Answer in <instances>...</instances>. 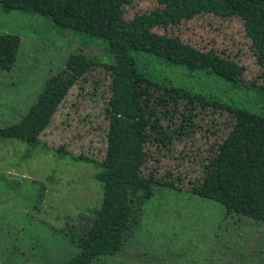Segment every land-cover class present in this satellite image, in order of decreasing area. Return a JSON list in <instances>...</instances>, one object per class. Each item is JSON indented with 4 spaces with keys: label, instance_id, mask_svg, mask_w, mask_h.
I'll return each instance as SVG.
<instances>
[{
    "label": "rangeland",
    "instance_id": "1",
    "mask_svg": "<svg viewBox=\"0 0 264 264\" xmlns=\"http://www.w3.org/2000/svg\"><path fill=\"white\" fill-rule=\"evenodd\" d=\"M160 8L155 0H128L124 18L131 22ZM153 31L243 67L245 82L264 87V72L240 18L208 14ZM102 44L60 29L49 18L4 13L0 7V127L20 122L71 54L97 61L52 114L35 148L20 141L0 143V264L70 261L80 253L77 239L85 237L102 206L104 188L95 176L107 151L105 108L112 96L111 61ZM133 56L150 72L225 104L264 111L253 90L145 54ZM169 109L172 118L164 116L163 104L155 111L162 130L173 131L172 143L149 147L144 174L172 187L159 188L139 207L121 252L94 264H264V221L229 214L219 202L193 191L234 124L231 113L187 100Z\"/></svg>",
    "mask_w": 264,
    "mask_h": 264
},
{
    "label": "trees",
    "instance_id": "2",
    "mask_svg": "<svg viewBox=\"0 0 264 264\" xmlns=\"http://www.w3.org/2000/svg\"><path fill=\"white\" fill-rule=\"evenodd\" d=\"M160 9L124 18L128 0H0L4 13L49 18L57 27L102 41L111 61L112 96L105 108L109 120L108 146L102 171L101 208L89 223L85 237L76 241L80 253L64 264H94L122 251L136 212L162 187H172L144 174L153 144L172 143L173 131L162 130L155 108L180 101L213 106L231 113L234 124L218 150L203 167L195 194L222 204L229 214L264 221V111L228 105L213 96L180 85L139 64L133 54H145L189 73L202 72L222 79L236 89L253 90L264 103V87L244 81V68L191 45L154 32L185 19L213 14L237 17L245 23L257 64L264 72V0H155ZM97 65L84 53L71 54L66 67L45 84L37 101L19 123L0 127V143L20 141L35 148L52 114L60 107L77 80ZM157 92V94H155ZM153 118H155L153 120ZM183 130L186 126L182 125Z\"/></svg>",
    "mask_w": 264,
    "mask_h": 264
}]
</instances>
